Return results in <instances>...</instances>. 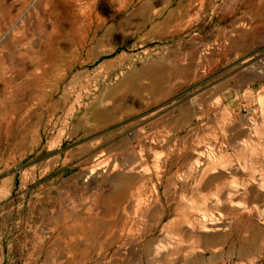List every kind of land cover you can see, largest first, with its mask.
I'll use <instances>...</instances> for the list:
<instances>
[{
	"label": "rangeland",
	"instance_id": "374dc122",
	"mask_svg": "<svg viewBox=\"0 0 264 264\" xmlns=\"http://www.w3.org/2000/svg\"><path fill=\"white\" fill-rule=\"evenodd\" d=\"M66 1L0 0V264H264V0Z\"/></svg>",
	"mask_w": 264,
	"mask_h": 264
},
{
	"label": "bare ground",
	"instance_id": "6f19581e",
	"mask_svg": "<svg viewBox=\"0 0 264 264\" xmlns=\"http://www.w3.org/2000/svg\"><path fill=\"white\" fill-rule=\"evenodd\" d=\"M64 3V7H66V6H68V4H67V1L66 0H62ZM68 13V12H67ZM69 15V14H68ZM244 143V142H243ZM203 144V143H202ZM210 145H211V143H210ZM209 145V146H210ZM243 145H245V143L243 144ZM200 146V145H199ZM212 146V145H211ZM201 148L203 147V146H200ZM215 147V146H214ZM197 149V148H196ZM215 149V148H214ZM212 151V150H211ZM195 154H196V156H197V158L196 159H198V160H196V161H200V160H202L203 158H205V151H203V149L202 150H194L193 151ZM214 153V152H213ZM207 157V156H206ZM216 157L217 156H215V154H211V156H209L208 155V158H207V166L204 168V170H203V175L201 176V178L199 179V181L197 182V184L196 185H194L196 188H207V187H209L210 186V184H211V180L212 179H210L208 176H207V174L208 173H210L209 171H212L214 168H215V162H216V160L217 159H219V158H217L216 159ZM222 158V157H221ZM206 159V158H205ZM219 161V160H218ZM197 162V163H198ZM201 162V161H200ZM219 163H220V161H219ZM199 164V163H198ZM217 164V163H216ZM199 166V165H198ZM219 167V166H218ZM217 168V167H216ZM241 168V167H240ZM239 167H238V169H240ZM242 168H243V166H242ZM218 169V168H217ZM217 169H215V171L217 170ZM237 169V170H238ZM241 170V169H240ZM243 170V169H242ZM213 172H214V170H213ZM219 184V183H218ZM235 184V183H234ZM217 185V184H216ZM181 187H182V185H181ZM236 187V186H235ZM238 187V186H237ZM221 188V190H225L226 191V193H227V196L228 197H232L233 195H234V192L232 191V190H234V187H233V183H232V185L230 184V185H225V184H223V186L222 187H220ZM220 188L218 187V192H219V190H220ZM236 189V188H235ZM198 190V189H197ZM204 191V190H203ZM238 194V193H237ZM207 199V198H206ZM204 201V200H203ZM206 201V200H205ZM220 201V200H219ZM237 201V200H236ZM208 202V201H207ZM228 202L231 204V205H233L234 204V201L233 200H231V199H229L228 200ZM219 203V202H218ZM240 205V204H239ZM200 221V220H199ZM202 222V223H201ZM201 222H199V223H201L200 224V226H198V228H199V230H201V231H215V230H220V229H222V227H221V225L220 224H218V222H217V224L215 223V222H203L202 220H201ZM220 222V221H219ZM183 223V222H182ZM189 224H190V222H189ZM191 226V225H190ZM193 227H195V225L193 226ZM192 227V228H193Z\"/></svg>",
	"mask_w": 264,
	"mask_h": 264
},
{
	"label": "crops",
	"instance_id": "0c3cea01",
	"mask_svg": "<svg viewBox=\"0 0 264 264\" xmlns=\"http://www.w3.org/2000/svg\"><path fill=\"white\" fill-rule=\"evenodd\" d=\"M259 9H255L252 14L250 15L251 17V24L253 27V30L251 32L250 36H247L244 31H239L237 32L233 38L231 39V45H235L236 49L241 45L240 43L244 40L247 39V43L250 44L252 47H259L262 43H264V23H259ZM245 14H243V17ZM264 18V14L262 15ZM240 17H237L236 20H238ZM262 25V28L259 29L258 26ZM260 27V26H259ZM237 51V50H236ZM251 73H263L264 71V57H256L255 59H252L251 63L247 65V67ZM179 68L176 67V72Z\"/></svg>",
	"mask_w": 264,
	"mask_h": 264
},
{
	"label": "built area",
	"instance_id": "2783aa9c",
	"mask_svg": "<svg viewBox=\"0 0 264 264\" xmlns=\"http://www.w3.org/2000/svg\"><path fill=\"white\" fill-rule=\"evenodd\" d=\"M243 110H244L245 114H249L250 113V110H248V108L246 106L243 107Z\"/></svg>",
	"mask_w": 264,
	"mask_h": 264
}]
</instances>
